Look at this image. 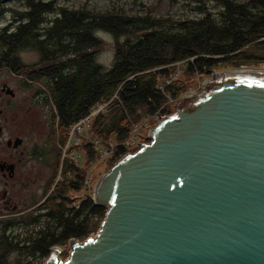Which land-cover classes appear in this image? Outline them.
<instances>
[{"label": "trees", "instance_id": "1", "mask_svg": "<svg viewBox=\"0 0 264 264\" xmlns=\"http://www.w3.org/2000/svg\"><path fill=\"white\" fill-rule=\"evenodd\" d=\"M208 1L219 8L216 16L205 6L196 9L200 17L163 18L151 12L131 15L122 9L60 8L54 0H0V13L11 15V21L0 29V66L5 63L18 76L31 72L30 79L43 84L55 111L54 141L64 143L69 127L85 117L91 107L117 96L109 102L105 116L90 120L91 142L87 140L80 147L85 160L78 165L63 160L61 181L36 210L10 218L0 216V264H41L50 248L97 232L106 209L97 207L89 194L79 197L86 167L112 144L114 150L107 160L111 168L127 152L123 143L134 127L161 107L163 115L171 114L165 103L180 96L185 78L208 75L222 66L238 69L264 65V0ZM10 2L21 4V8L4 6ZM54 13L53 24L42 28L46 15ZM98 31L109 33L114 41L109 70L96 61L102 47L95 36ZM72 37L79 51L74 67L64 63L31 71L34 65L19 62L17 53L24 50L40 52L48 60L64 56L67 47L63 40L71 41ZM180 63L183 68L179 76L164 86L162 93L158 91L157 79L164 81ZM95 141L100 149L93 145ZM60 158L58 151L45 194L54 185ZM17 228L23 230L17 233Z\"/></svg>", "mask_w": 264, "mask_h": 264}, {"label": "water", "instance_id": "2", "mask_svg": "<svg viewBox=\"0 0 264 264\" xmlns=\"http://www.w3.org/2000/svg\"><path fill=\"white\" fill-rule=\"evenodd\" d=\"M209 75L98 180L95 235L43 264H264V68Z\"/></svg>", "mask_w": 264, "mask_h": 264}, {"label": "flooded vegetation", "instance_id": "3", "mask_svg": "<svg viewBox=\"0 0 264 264\" xmlns=\"http://www.w3.org/2000/svg\"><path fill=\"white\" fill-rule=\"evenodd\" d=\"M48 15H46V23L42 28H49L57 17L54 16L53 18L48 19ZM41 32H45V29L41 30ZM100 32L102 31L96 32L95 36ZM63 43L67 47L65 55H60L59 57H54L50 60L44 59L40 52L31 51L35 52L39 57L38 61L34 64H30L34 65V68L31 69V71L42 70L43 68H50L53 66L55 67L64 63H66L68 67H74V62L79 57L78 48L73 45L76 44L77 41L75 37H72L71 41L67 38L66 40H63ZM25 51L28 50H24L23 52ZM84 51L85 49L81 52ZM19 62L23 66H28L23 64L20 60ZM5 65L6 64L3 63L0 66V72L2 71V75L3 70L7 68ZM30 74L31 72L25 71L20 79L14 75L13 78L16 79L4 78L0 81V139L4 136L7 124H9L10 129L14 127L16 132L3 140V142H0V187L3 188L1 189L0 196L4 202V212L9 211L8 213L12 214L2 216L4 218L26 214L31 211L30 208H28L23 213H15L18 211V207L15 204H11L7 198L8 191H10L7 187L10 185V182H14L20 189L23 188L26 191V205L24 206L27 207L32 204L35 200V196L31 189L32 181L42 178V193L47 189L54 175L58 151L61 152V167L64 160L62 159V150L69 138L67 137L64 143L54 141L52 136V122L55 111L49 104L43 84H38L33 81V79H30ZM43 81L46 82L47 79H44ZM20 94H24L25 96L22 97ZM31 118H34L37 123L34 127L32 126ZM37 126H39L38 130ZM76 143V141H73V145L67 147L68 150L73 152L74 148H78V144ZM76 150L78 151V149ZM69 160L75 161L73 155ZM75 164L78 165L80 163ZM57 175L58 177L61 176V168L60 170L58 169ZM58 182H60L59 179L54 181V185L51 189L46 194H43L41 203L52 193L54 186Z\"/></svg>", "mask_w": 264, "mask_h": 264}, {"label": "rangeland", "instance_id": "4", "mask_svg": "<svg viewBox=\"0 0 264 264\" xmlns=\"http://www.w3.org/2000/svg\"><path fill=\"white\" fill-rule=\"evenodd\" d=\"M41 1L49 2L51 0H41ZM4 6L21 8V4H18L17 2H10V3L5 4ZM55 6L56 7H66L69 9H77L80 7H84L88 9H94L95 11H108L112 9H116V10L122 9L127 14H131V15H144L146 12H151L153 15L157 17H163V18L165 17L192 18L195 16L200 17V13L196 9L199 7H205V6L208 7L210 10H212V13L214 16H216L219 12V8L215 7V5L209 2L208 0H201V1L199 0H55ZM54 16H55V13L49 14L47 18L51 19ZM10 21H11L10 14L0 13V29L4 27L5 25H7ZM14 25L15 23H12L11 26L13 27ZM96 37L102 41V47L96 57V61L103 69L109 70L113 62L114 41L109 34L102 33V32L97 33ZM18 57H19V60L23 64H26V65L34 64L36 61L39 60V57L37 56V54L31 51H25V52L21 51L18 53ZM179 66L180 68H178V70L177 68H173L172 70L173 72H176L175 75H177L178 73L180 74V72H182L181 70L183 67L181 65ZM255 68L261 69V68H264V65H259L258 67H255ZM230 69L231 68H229V66L227 67L222 66L221 68L219 67L217 69H214V71L210 74H214L220 71L230 70ZM1 73L2 71L0 72V81H2V79L4 78L16 79V78H13L15 74H13V72L9 68H6L3 70V75ZM15 76L18 79H20L22 78L23 75L21 74V76H18V75H15ZM209 77H210L209 74L208 75L194 74V75L189 76V79L187 81L185 78L183 82L180 84V86L182 87L180 96L175 99L168 98L167 102L165 103V106L169 108V110H171V114L174 112L176 105L178 104V102L180 101L182 97L195 96V95L200 94L203 91L204 84L206 83V80ZM20 95L22 97L25 96L24 94H20ZM31 122H32L33 127L37 125L34 118H31ZM38 129H39V126H37V130ZM148 129L149 127L139 129V133L137 134V137H135L138 143L144 142L143 138H146V132ZM15 133H16L15 128L12 127L10 129L9 124H7L5 127L4 136L2 137V139H0V142H3V140H5L7 137ZM89 136H91V132L87 130L83 134L80 133V134L73 135L71 140L67 139L66 144L64 145L63 150H62V159L69 160L70 157L73 155V158L77 163H80L83 160H85L84 158H86V155L84 154L82 150H80V147L83 144H85L87 140L91 142V138H89ZM75 138H77L76 144H78L77 146L79 149L74 148V151L71 152V150H68L67 147L69 145H73V139ZM146 143H148V141ZM76 149H78V151ZM109 157L110 156L101 155L99 156V158H95L88 164L89 165L88 168L86 167V170H87L86 179L81 188L82 190L79 193L80 198L83 199L88 194L92 196V189L95 187L98 180L110 170V168L108 167V161H107ZM60 168L61 167H59V170ZM58 175L55 176L54 181H57L58 179L61 181V178L58 177ZM10 185L7 187L10 190L8 191L7 198L11 204H15L18 207V211H16L15 213H19V212L23 213L28 208H30L31 211L36 210L37 206L41 204L43 194L45 193V191L42 193V188H43L42 178H38L37 180L32 181L31 189L35 196V200L32 204L28 205L27 207L24 206L26 205V191L23 188L20 189L18 185L15 184L14 182H10ZM1 189L3 188L0 187V192H1ZM3 205H4V202L0 196V216H6V215L11 214V213H8L9 211L4 212ZM22 230L23 229L21 228H17L15 231L19 233ZM90 235L94 236L95 233H92ZM74 240H77V239H74ZM78 241L80 242L82 240H78ZM67 245H68V241L63 246H56L58 250L60 251V255H59L60 260H65L68 257L69 248H70L68 246L70 245L68 246ZM46 259H44L41 262V264H43L46 261Z\"/></svg>", "mask_w": 264, "mask_h": 264}, {"label": "built area", "instance_id": "5", "mask_svg": "<svg viewBox=\"0 0 264 264\" xmlns=\"http://www.w3.org/2000/svg\"><path fill=\"white\" fill-rule=\"evenodd\" d=\"M182 64L183 63H180V64L176 65L177 70H178V68H180L179 65H182ZM175 73L176 72H170L168 74V76L166 77V79L164 80V82H160L159 79H157V82H158L157 90L162 93L163 92V87L167 86L168 84H170L171 81H174L177 78L179 73L177 75H175ZM114 98H117L116 94L112 97V99H114ZM110 101H108V102H100V103L94 105L93 107H91L89 109V111H88V113H87V115L85 117H83V118L79 119L77 122L73 123L68 129V137H69L68 140H71L72 136L75 135V134H80V133L83 134L84 132H86L88 130V126H89L90 120L93 119L95 116H97V115L105 116L106 112H107L108 104H109ZM163 116H165V115H163V107H161L156 112H154L151 116H148V117L144 118L142 120V123H141L140 126L134 127L132 129L131 136L129 137V139L126 140L123 143V147L127 151L125 154L133 153L132 150H134V149H136L135 151H137L140 148L141 144L145 143V142L138 143L137 139L135 138V137H137V134L139 133V129H143V128L149 127V129L146 132V139H148L152 128L157 123L160 122V120L162 119ZM73 141L77 142V138L73 139ZM93 145L96 146L97 149H100L98 141L93 142ZM109 148H110L109 150H101L100 151V156L101 155L102 156H110L111 153L114 150V146L112 144H110ZM75 163H77V162L75 161ZM85 184H86V182H85ZM71 241H73V240H69L68 241V245H70L69 243H71ZM68 247H70V246H68ZM69 251H70V248H69Z\"/></svg>", "mask_w": 264, "mask_h": 264}]
</instances>
